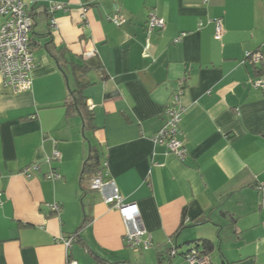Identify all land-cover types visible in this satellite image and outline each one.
Masks as SVG:
<instances>
[{
    "label": "crops",
    "instance_id": "crops-1",
    "mask_svg": "<svg viewBox=\"0 0 264 264\" xmlns=\"http://www.w3.org/2000/svg\"><path fill=\"white\" fill-rule=\"evenodd\" d=\"M24 1L36 68L21 93L0 74V264H187L202 239L214 244L211 264H264V90L252 84L262 64L245 56L264 61V0ZM151 12L165 28L149 35ZM77 78L95 116L86 135L67 110ZM182 81L184 161L153 142ZM55 149L61 158L47 163ZM91 155L138 205L155 253L127 247L120 212L89 189ZM52 169L62 179L49 180ZM77 234L67 250L61 238Z\"/></svg>",
    "mask_w": 264,
    "mask_h": 264
},
{
    "label": "built area",
    "instance_id": "built-area-1",
    "mask_svg": "<svg viewBox=\"0 0 264 264\" xmlns=\"http://www.w3.org/2000/svg\"><path fill=\"white\" fill-rule=\"evenodd\" d=\"M64 9V5L57 4L51 6V13L56 10ZM87 7L84 8L82 18L86 19ZM0 19L3 23L0 25V74L3 84L12 88L15 92L21 93L32 90L33 79L32 72L36 68V58L31 46V32L33 30V18L30 15L28 5L24 0H0ZM112 21L120 24L122 21L115 16ZM51 25L55 26V19H51ZM215 39L221 40L224 33V27L221 19H214ZM165 20L158 17L156 13L149 14L147 32L150 35L154 29H164ZM179 42V40H176ZM246 59L253 64H259L263 61V56L256 52L246 53ZM255 89L264 90V76L258 77L252 81ZM184 88V82L179 83V87L172 96L167 106V121L158 133L153 137L156 145H164L168 151L176 155L181 161L186 158V149L182 140L181 122L186 110L182 106L180 99ZM93 109V106L89 107ZM61 158L58 150H54L52 155L47 157V163L57 161ZM104 170L93 175L89 179V189L99 191L105 197V202L116 208L126 226L125 243L127 247L133 250L147 251L153 246L151 235L143 225L141 212L138 205L126 203L124 198L118 193L113 181H106L107 164H104ZM40 169V165L33 164L26 171L28 177L32 176V171ZM47 178L52 181L62 179V175L52 169ZM258 190L264 194V181L258 186ZM3 192L0 191V206L2 205ZM53 211H59L60 206H52ZM264 227V221H263ZM77 235L61 238L66 249L69 250L76 242ZM172 257L177 255V250H171ZM187 264H211L209 256L201 255L199 250L191 247L183 256Z\"/></svg>",
    "mask_w": 264,
    "mask_h": 264
},
{
    "label": "trees",
    "instance_id": "trees-1",
    "mask_svg": "<svg viewBox=\"0 0 264 264\" xmlns=\"http://www.w3.org/2000/svg\"><path fill=\"white\" fill-rule=\"evenodd\" d=\"M30 15L32 16L33 21L35 23V17L32 14V12H30ZM31 46H32V43H31ZM261 64L262 65L258 68V69H260L258 72L259 73L258 77L264 76V61H262ZM71 68H72L74 74H76L77 72H81L82 74H85L91 68V65L80 66L77 64H72ZM88 85H89L88 83L84 84V83L80 82L77 78L75 89H72L70 91L71 102L67 105L68 115H71L72 113H75V112L80 114V116L82 118V122H83V133H84V135H86L87 133L96 129L95 116H94L92 110L89 108L88 102H87V97L85 96V90H86ZM91 151L93 152V147L91 148ZM104 169L105 168H104L103 164L100 161H98L96 157L94 158L91 155L90 158L85 162L84 174L88 175L87 177H91V176L97 174L98 172L103 171ZM86 222H87V220H86ZM78 237L79 236L77 234L76 241L79 240ZM189 244L191 247L197 248L199 250V252L201 253V255H205V256H210V254L214 250V244L210 240L202 239L199 241L190 242ZM190 248L188 249V251L190 250ZM187 252H185L183 254V256ZM165 256H167V258L170 260L172 258L171 250H167V251L159 253V262L160 263H162L164 261Z\"/></svg>",
    "mask_w": 264,
    "mask_h": 264
},
{
    "label": "rangeland",
    "instance_id": "rangeland-1",
    "mask_svg": "<svg viewBox=\"0 0 264 264\" xmlns=\"http://www.w3.org/2000/svg\"><path fill=\"white\" fill-rule=\"evenodd\" d=\"M185 248L187 249V246H185ZM150 252L155 253V249L153 247L150 248Z\"/></svg>",
    "mask_w": 264,
    "mask_h": 264
},
{
    "label": "water",
    "instance_id": "water-1",
    "mask_svg": "<svg viewBox=\"0 0 264 264\" xmlns=\"http://www.w3.org/2000/svg\"><path fill=\"white\" fill-rule=\"evenodd\" d=\"M68 81V78H67ZM222 264H228L226 260L222 261Z\"/></svg>",
    "mask_w": 264,
    "mask_h": 264
}]
</instances>
